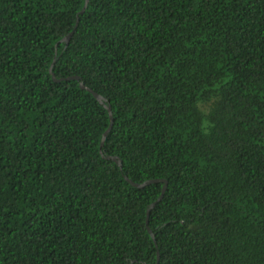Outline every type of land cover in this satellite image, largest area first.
I'll use <instances>...</instances> for the list:
<instances>
[{
  "label": "trees",
  "instance_id": "trees-1",
  "mask_svg": "<svg viewBox=\"0 0 264 264\" xmlns=\"http://www.w3.org/2000/svg\"><path fill=\"white\" fill-rule=\"evenodd\" d=\"M84 5L0 0V264H264V0Z\"/></svg>",
  "mask_w": 264,
  "mask_h": 264
},
{
  "label": "water",
  "instance_id": "water-1",
  "mask_svg": "<svg viewBox=\"0 0 264 264\" xmlns=\"http://www.w3.org/2000/svg\"><path fill=\"white\" fill-rule=\"evenodd\" d=\"M88 4H89V0H85V5H84V8L82 9V11L80 12V14H83L85 11H86V9H87V6H88ZM77 26H78V22H77V24H76V26H75V29L77 28ZM74 32L75 31H72L67 37H65L60 43H66V44H69V42H70V40H71V38L73 37V35H74ZM54 64H55V62H54ZM53 64V65H54ZM51 74H52V76H53V79L56 81V82H61V81H67V80H80V78H78V77H72V78H67V79H60V80H57L56 78H55V76H54V74H53V72L51 71ZM80 87L82 88V89H84V90H87V91H89L90 93H92L93 95H94V97L101 103V104H104L105 103V100H104V98L102 97V96H100L99 94H97V93H95L93 90H91V89H89V88H87V87H85V85L83 84V83H81L80 84ZM108 109V111H109V113H110V120H111V123H110V126H109V129L105 132V134L103 135V139H102V146H103V144H104V141H105V139H106V137L108 136V134H109V132H110V130L112 129V127H113V116H112V113H111V109L108 107L107 108ZM108 159H110V160H113L114 162H116L121 168H122V162H121V160H119L117 157H109ZM132 185H134L135 187H137V188H139V189H142V188H144V187H146V186H148V185H150V184H153V183H157V182H161V181H147V182H145V183H143V184H134V183H132L130 180H128ZM164 187H163V189H162V193H161V195H160V197L158 198V200L156 201V202H154L151 206H150V208H149V212L160 202V201H162L163 200V198H164V195H165V192H166V190H167V182H164ZM149 212H148V217H149ZM148 217H147V225H148ZM149 230V233L151 234V236L152 237H154V235H153V233H152V231L150 230V229H148Z\"/></svg>",
  "mask_w": 264,
  "mask_h": 264
}]
</instances>
